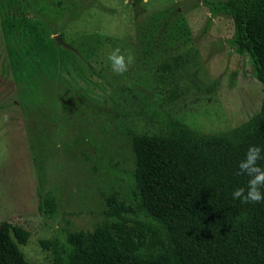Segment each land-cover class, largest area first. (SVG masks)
<instances>
[{
  "label": "rangeland",
  "instance_id": "1",
  "mask_svg": "<svg viewBox=\"0 0 264 264\" xmlns=\"http://www.w3.org/2000/svg\"><path fill=\"white\" fill-rule=\"evenodd\" d=\"M207 1L225 0L32 1L64 44L57 66L41 74L38 91L28 99L0 70V223L29 232L21 245L0 228V264H49L40 240H63L65 229L92 228L101 218L103 196L126 193L133 166L114 103L120 89L135 91L160 114L182 117L204 133L235 127L259 110L264 86L248 57L233 51L231 19L211 14ZM166 9L183 14L198 52L178 77L182 95L171 104L174 81L162 85L154 76L165 54L143 56L138 40L151 15ZM117 48L126 60L134 57L123 74L108 60ZM4 58L0 34V62ZM45 195L55 201L50 215L39 210Z\"/></svg>",
  "mask_w": 264,
  "mask_h": 264
},
{
  "label": "trees",
  "instance_id": "2",
  "mask_svg": "<svg viewBox=\"0 0 264 264\" xmlns=\"http://www.w3.org/2000/svg\"><path fill=\"white\" fill-rule=\"evenodd\" d=\"M32 1L0 0V70L25 99L38 91L41 74L57 66L64 44ZM207 4L214 16L231 19L233 51L248 57L264 86V0ZM138 40L143 56L165 54L154 76L162 85L174 81L168 102H176L182 95L178 77L198 54L185 17L175 9L154 13ZM114 103L132 155L128 189L123 196H103L101 218L92 228L65 229L63 240H40L51 255L49 264H264V203L232 198L236 188L247 186L248 177L237 172L248 148L259 147L264 155V89L256 113L213 133L168 111L160 114L133 90L117 91ZM257 163L264 168V159ZM54 205L53 197L41 196L40 212L50 215ZM0 228L21 245L29 237L16 223L2 221Z\"/></svg>",
  "mask_w": 264,
  "mask_h": 264
},
{
  "label": "clouds",
  "instance_id": "3",
  "mask_svg": "<svg viewBox=\"0 0 264 264\" xmlns=\"http://www.w3.org/2000/svg\"><path fill=\"white\" fill-rule=\"evenodd\" d=\"M119 53L120 50L117 48L108 56V60L111 62L114 72L123 74L128 71L129 66L134 62V57L128 54L126 60L125 55ZM7 119L8 117L4 116V120L6 121ZM261 159H264L261 149L256 146H250L245 153L244 159L238 164L239 171L237 175L248 177L246 188H236L232 192V198L239 200L241 204L264 203V191H261V189H264V168L257 163Z\"/></svg>",
  "mask_w": 264,
  "mask_h": 264
}]
</instances>
